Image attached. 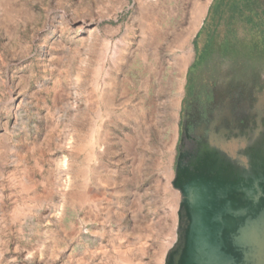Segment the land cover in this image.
<instances>
[{"label":"rangeland","instance_id":"1","mask_svg":"<svg viewBox=\"0 0 264 264\" xmlns=\"http://www.w3.org/2000/svg\"><path fill=\"white\" fill-rule=\"evenodd\" d=\"M215 116L264 129V0H0V264H164Z\"/></svg>","mask_w":264,"mask_h":264},{"label":"flooded vegetation","instance_id":"2","mask_svg":"<svg viewBox=\"0 0 264 264\" xmlns=\"http://www.w3.org/2000/svg\"><path fill=\"white\" fill-rule=\"evenodd\" d=\"M192 125L186 135L189 147H180L176 161L174 180L180 190L178 235L164 264H264V241L261 236L264 235V189L261 187L264 182L257 187V192L255 188L248 190L245 179L240 177L233 185L223 186L218 178L216 180V175L205 169L206 165L209 166L205 162L208 157L197 155L200 143L205 141L210 131L209 124L206 126L199 122ZM184 141L183 138L181 143ZM177 170L180 171L177 173ZM193 185L199 187L190 191ZM203 191L207 193L205 201L202 199ZM250 198L254 199V203H247ZM214 204L217 210H221L222 234L206 238L205 229L209 228V234L218 229L211 211ZM193 223L196 230L189 235V226ZM215 244L220 245V249L217 248L213 257L210 250Z\"/></svg>","mask_w":264,"mask_h":264},{"label":"crops","instance_id":"3","mask_svg":"<svg viewBox=\"0 0 264 264\" xmlns=\"http://www.w3.org/2000/svg\"><path fill=\"white\" fill-rule=\"evenodd\" d=\"M210 123L212 126L210 129L211 133L209 136L205 137V141H202L200 143V148L197 151V155L199 157H208V161L205 162H209L210 164L208 163L209 166L206 165L205 169L210 173L216 175V178L221 177L225 174H228L230 176L231 173L232 175L241 178V176L239 175V170L241 169L245 173V179L247 177V162L245 160H240L239 154H237L236 149L239 150V146H254L253 144L256 143L257 139L258 141H264V129L258 128L254 130L251 134H249V136H247L244 131L231 130L230 123L227 121H222V118H220L219 116L213 117ZM255 132H258V134H256V137H254ZM260 150L261 152L259 153V155L261 159L264 160V149ZM258 160L259 161H257V166H252L253 169L259 168V172H257L256 175H252L249 173L250 180H255L257 182L260 181V183L255 186V189L252 188L255 192L258 191L257 187L259 188L261 185V166L264 168V162H262L260 159ZM252 183H254V181H252ZM248 190L251 189L248 187ZM216 208L217 206L214 204L213 208L211 209L212 213H214V211H216L217 213ZM213 257H215L214 253Z\"/></svg>","mask_w":264,"mask_h":264},{"label":"water","instance_id":"4","mask_svg":"<svg viewBox=\"0 0 264 264\" xmlns=\"http://www.w3.org/2000/svg\"><path fill=\"white\" fill-rule=\"evenodd\" d=\"M209 163V162H208ZM248 163L249 162H247V168H248ZM210 164V163H209ZM249 170H253V166H250L248 169H247V177L245 178V185H246V187H247V189H248V187L250 188V189H252V188H255V186L256 185H258L259 183H260V181H255L254 183H252V180H250V177H249V173H248V171ZM178 171H180V170H177V173H178ZM182 171V170H181ZM176 176V175H175ZM175 178V177H174ZM238 179V176H234V175H232V173L230 174V176L228 175V174H225V175H223V176H221V177H218V180L221 182V184L223 185V186H225V185H227V186H231V185H233V183L235 182V180H237ZM216 180H217V178H216ZM257 183V184H256ZM261 183H263V182H261ZM250 185V186H249ZM173 186L175 187V188H177V185H176V183H175V180L173 179ZM261 187H263V189H264V183H263V185H261ZM178 189V188H177ZM247 203H254V199H252V198H250L249 200H247ZM196 227H194V223L193 224H191L190 226H189V231H188V233H189V235H193L194 233H195V229Z\"/></svg>","mask_w":264,"mask_h":264},{"label":"bare ground","instance_id":"5","mask_svg":"<svg viewBox=\"0 0 264 264\" xmlns=\"http://www.w3.org/2000/svg\"><path fill=\"white\" fill-rule=\"evenodd\" d=\"M250 141V140H249ZM259 152H261V150H259ZM259 154V153H258ZM263 181V179L261 178V182ZM202 194H204V193H202ZM215 207V206H214ZM216 209H218V207L216 208ZM220 212H221V210L219 209V210H217V213H216V211H214V213H213V215H214V220H216L215 222H216V224H217V226H218V229H215V232H210V234L208 233L209 231H208V229L209 228H207V229H205V236H206V238H208V236L209 235H213V236H216V235H221L222 234V231H221V222H220V220H219V217H220ZM219 214V215H218ZM213 220V219H212ZM215 224V225H216ZM215 225H213V227L215 226ZM220 229V231H218ZM214 239V238H213ZM209 241V240H208ZM213 242H214V240H213ZM216 245V244H215ZM220 245H216V246H214L213 248H212V250H210V252L211 251H213V253H214V255L216 256V254L215 253H217V248H219L220 249V247H219Z\"/></svg>","mask_w":264,"mask_h":264},{"label":"trees","instance_id":"6","mask_svg":"<svg viewBox=\"0 0 264 264\" xmlns=\"http://www.w3.org/2000/svg\"><path fill=\"white\" fill-rule=\"evenodd\" d=\"M198 35H199V34H198ZM198 35H197V36H198Z\"/></svg>","mask_w":264,"mask_h":264}]
</instances>
